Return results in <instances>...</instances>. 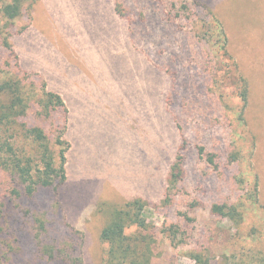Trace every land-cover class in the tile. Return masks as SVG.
<instances>
[{"label": "trees", "instance_id": "obj_1", "mask_svg": "<svg viewBox=\"0 0 264 264\" xmlns=\"http://www.w3.org/2000/svg\"><path fill=\"white\" fill-rule=\"evenodd\" d=\"M39 1L0 0V264L22 263L27 260V253L33 254L36 264H83L79 232L73 228L60 240L54 231L58 222H50L51 216L58 221L61 193L69 182L67 153L71 144L67 137L71 109L42 76L25 70L15 50L14 40L27 29H19L16 23L29 20L32 8ZM112 3L116 16L127 23L135 45L150 39L161 47L157 52L143 51L170 81L163 103L179 143L172 160H166L168 165L165 162L162 198L156 204L149 198L136 197L125 203L97 205L98 213L106 220L101 232V242L106 246L103 264H155L159 257L155 252L159 235L165 236L163 239L175 249L196 242L187 255L194 264H215L214 261L219 262V255L222 264H264L260 179L258 175H250L252 167L247 164L249 157L242 142L231 141L225 153L217 152V142L214 150L201 142L209 128H223L230 119L232 124L229 116L232 108L237 113L236 124L243 131L249 126V83L228 52V33L212 0H113ZM191 25L200 26L202 32H194L190 66L217 74L215 84L207 87L206 95L196 96L195 100L183 95L180 56L164 55V50L173 44L178 47L173 42L175 34L179 37L184 26ZM173 27L170 32L168 28ZM210 43L219 46L221 59L211 50L212 54L203 55L199 44L205 47ZM222 60L227 78H234L231 86L237 89V105L227 102L229 97L223 92L225 76L219 69ZM190 133H194L196 142H192ZM194 158L211 170L213 179L203 186L205 198L187 204L184 195L195 176ZM53 199L58 204L55 209ZM148 205L176 213L179 224L160 230L145 220ZM195 213H206L212 221L230 223L235 230L234 238H227L233 247L231 255L228 249L214 255L207 239L193 236L196 228L203 231V223ZM136 215H142L143 219L134 222ZM249 227H252L249 235L255 238L244 234ZM11 240L16 248L9 246V251L12 250L6 253L2 245Z\"/></svg>", "mask_w": 264, "mask_h": 264}, {"label": "rangeland", "instance_id": "obj_2", "mask_svg": "<svg viewBox=\"0 0 264 264\" xmlns=\"http://www.w3.org/2000/svg\"><path fill=\"white\" fill-rule=\"evenodd\" d=\"M112 2L40 0L32 8L29 20L16 23L19 29H27L14 40L25 70L42 76L71 109L67 137L71 144L67 153L69 182L61 193L58 221L51 216L50 222H58L54 231L60 240L73 228L79 232L83 264L104 263L106 246L101 242V232L106 220L98 213L97 205L125 203L136 197L149 198L156 204L162 198L165 162L168 165L166 160H172L179 143L163 103L170 81L143 51L157 52L161 47L150 39L135 45L127 23L114 13ZM212 4L228 33V52L249 83V126L243 131L236 124L238 117L232 108L228 114L232 124L230 119L223 128H209L201 142L209 150H214L217 142L220 153L228 151L231 141L242 142L249 157L247 164L252 167L250 175H258L260 179V201L264 206V0H212ZM168 30L172 32L174 27ZM194 32L201 33V27L184 26L182 35L175 34L173 38L178 47L173 44L164 50L167 58L180 56L182 92L192 100L205 96L207 87L217 80L214 71L202 72L190 66ZM199 47L203 55L212 51L221 59L218 45L199 44ZM222 61L219 69L225 76L223 92L229 97L227 102L237 105V89L231 86L234 78H227ZM193 134L190 133V138L196 142ZM193 166L195 176L184 195L187 204L205 198L202 189L213 179L211 170L196 158ZM51 201L55 209L57 201ZM144 214L145 220L160 230L180 222L176 213L163 212L154 205H148ZM205 214H194L203 223V231L199 232L198 227L193 236L207 239L214 255L227 249L231 255L233 247L227 238H234L235 230L228 221H212ZM142 219V215H136L132 220ZM251 228L244 234L255 238L249 235ZM164 237H158L155 252L159 257L155 264H194L187 255L196 242L175 249ZM9 246L16 248L14 240L2 245L6 253L12 250L9 251ZM219 256L215 264H222ZM12 264H36V261L32 253H27L26 261Z\"/></svg>", "mask_w": 264, "mask_h": 264}]
</instances>
